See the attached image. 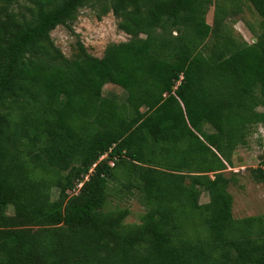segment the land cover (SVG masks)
Returning a JSON list of instances; mask_svg holds the SVG:
<instances>
[{
    "label": "trees",
    "instance_id": "1",
    "mask_svg": "<svg viewBox=\"0 0 264 264\" xmlns=\"http://www.w3.org/2000/svg\"><path fill=\"white\" fill-rule=\"evenodd\" d=\"M12 1L0 0V264H264L262 219L232 218L221 172L264 122V0H244L261 17L251 43L224 22L243 0H104L97 17L111 11L128 39L100 57L79 42L73 59L50 31L101 0H31L28 15ZM108 81L123 103L102 96ZM252 175L264 183L262 167ZM115 182L142 195L139 223L106 207Z\"/></svg>",
    "mask_w": 264,
    "mask_h": 264
},
{
    "label": "rangeland",
    "instance_id": "2",
    "mask_svg": "<svg viewBox=\"0 0 264 264\" xmlns=\"http://www.w3.org/2000/svg\"><path fill=\"white\" fill-rule=\"evenodd\" d=\"M103 1H88L84 7L79 9L77 18L70 25L59 24L50 31L54 45L61 50L65 57L70 59L81 57L82 49L79 42L89 53L100 57L108 43L128 39L129 35L118 28V19L111 11L101 15L100 18L97 17L96 13L100 11ZM223 1L218 0L219 3ZM92 3L93 5H91ZM30 6H33L31 0H14L9 4V8L16 13L26 15L30 14L28 10ZM214 9L215 5L212 3L205 13V21L211 25L213 24ZM260 18L254 6L243 0L241 10L228 15L224 22L235 39L251 43L255 40V33L259 31ZM175 33L173 31V34ZM101 94L105 97H113L121 104L124 102L126 89L117 81H108L102 86ZM256 109L262 110V106L259 105ZM203 128L205 131H212L207 123ZM230 158L231 166H227L221 172L227 178L226 190L232 198V218L242 219L257 216L262 219L264 224V183L252 175V169L259 166L264 167V163H262L264 159V122H257L248 127L244 143H239L233 149ZM208 175L213 177L211 172ZM110 185L115 189L108 195L106 207H127L130 212L123 222L139 223L140 216L146 210L144 199L139 191L137 189L131 191L124 188L119 189L120 186L116 182L110 183ZM56 195L57 190L52 188V199ZM207 200L208 195L203 191L198 202L202 203ZM6 209L8 214L13 213L11 205H8ZM31 228L35 229L36 227Z\"/></svg>",
    "mask_w": 264,
    "mask_h": 264
},
{
    "label": "built area",
    "instance_id": "3",
    "mask_svg": "<svg viewBox=\"0 0 264 264\" xmlns=\"http://www.w3.org/2000/svg\"><path fill=\"white\" fill-rule=\"evenodd\" d=\"M181 78H182V75H180V79H181ZM102 157H103V155L100 156L99 159L102 158ZM111 164H112V162H111ZM93 165H94V164H93ZM93 165H92V167H93ZM92 167L89 169V171L92 170ZM263 169H264V167H263ZM84 178H87V175H86ZM80 185H81V182H79V183L77 184V187L74 188L73 191L75 192V191L78 189V187H79Z\"/></svg>",
    "mask_w": 264,
    "mask_h": 264
}]
</instances>
